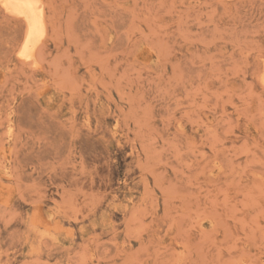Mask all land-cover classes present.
I'll return each mask as SVG.
<instances>
[{"label":"rangeland","instance_id":"374dc122","mask_svg":"<svg viewBox=\"0 0 264 264\" xmlns=\"http://www.w3.org/2000/svg\"><path fill=\"white\" fill-rule=\"evenodd\" d=\"M40 1L32 60L0 6V264H264V0Z\"/></svg>","mask_w":264,"mask_h":264},{"label":"bare ground","instance_id":"6f19581e","mask_svg":"<svg viewBox=\"0 0 264 264\" xmlns=\"http://www.w3.org/2000/svg\"><path fill=\"white\" fill-rule=\"evenodd\" d=\"M8 13L20 17L25 24L20 55L32 60V52L44 36L43 7L40 0H0ZM35 51V50H34ZM34 57V56H33Z\"/></svg>","mask_w":264,"mask_h":264}]
</instances>
